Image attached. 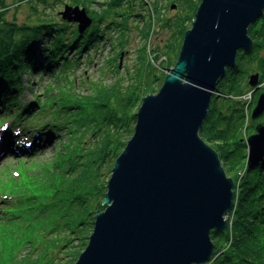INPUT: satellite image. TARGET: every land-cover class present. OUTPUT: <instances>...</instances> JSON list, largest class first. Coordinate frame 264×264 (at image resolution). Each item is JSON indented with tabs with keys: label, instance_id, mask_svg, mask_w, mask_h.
I'll return each mask as SVG.
<instances>
[{
	"label": "trees",
	"instance_id": "trees-1",
	"mask_svg": "<svg viewBox=\"0 0 264 264\" xmlns=\"http://www.w3.org/2000/svg\"><path fill=\"white\" fill-rule=\"evenodd\" d=\"M5 1L0 0V112L5 110L1 120L8 117L11 123L0 137V154L14 153L18 169L6 174L0 185V264H73L92 232L95 213L104 209L111 168L133 133L143 95L139 70L126 83L119 77L112 84L82 80L81 85H87L81 90L70 73L82 52L96 50L100 41L110 40L117 17L133 15V0L125 6L121 0L104 1L98 7L90 4L96 0H31L34 24L8 19ZM199 2L194 0V7L185 8L184 17L177 18L171 42L176 48ZM59 3L85 8L92 23L79 32L72 22L67 32L66 20H42L46 9ZM143 4L138 0L135 6L147 11ZM149 9L150 17L155 12L161 16L157 0ZM124 10L129 15H121ZM118 25L126 28V23ZM248 34L251 49L238 50L235 65L218 79L199 129L234 181L227 226L211 230L214 249L205 264H264V159L249 164L246 143L247 136L264 122V111L254 121L255 129L249 128L250 101L243 98L253 91L251 74H258L259 85L264 82V9L248 26ZM36 67L48 73L57 68L56 79L42 96L22 103L16 91L22 87L23 76ZM261 93L264 84L252 93V100ZM66 134L68 139L61 141L53 159L38 158L51 140Z\"/></svg>",
	"mask_w": 264,
	"mask_h": 264
},
{
	"label": "water",
	"instance_id": "water-1",
	"mask_svg": "<svg viewBox=\"0 0 264 264\" xmlns=\"http://www.w3.org/2000/svg\"><path fill=\"white\" fill-rule=\"evenodd\" d=\"M263 9L264 0H200L174 65L135 112L133 133L110 171L104 209L95 213L92 232L73 264L211 260L210 232L227 226L234 183L199 129L218 79L235 65L238 50L251 49L248 26ZM59 14L79 32L92 23L78 5L65 4ZM249 84L259 88L258 74L249 76ZM263 111L261 93L251 118ZM246 143L249 164L264 159V122Z\"/></svg>",
	"mask_w": 264,
	"mask_h": 264
},
{
	"label": "rangeland",
	"instance_id": "rangeland-1",
	"mask_svg": "<svg viewBox=\"0 0 264 264\" xmlns=\"http://www.w3.org/2000/svg\"><path fill=\"white\" fill-rule=\"evenodd\" d=\"M29 1L31 0H6L5 3L7 7L4 9L7 10V18L18 24L37 23L33 21L36 17L32 14L33 9L29 7ZM96 1L97 2L90 3L91 6L98 7L101 2L104 3V1L109 0ZM127 1L128 0H121L120 2L123 3L122 6H125ZM130 1L128 3H130ZM139 1L140 3H144L143 5H145L147 11H145L144 8H141L142 6L137 8L138 0H133L132 3L134 6L132 8L135 12L129 17L116 18L117 27L110 30L108 35L111 37L110 40H105L103 44L102 41H100L99 48L96 50H88L89 54H87L88 51L81 53L80 61L77 65L73 66V72L70 73L71 79L75 78L77 88L81 90L86 87L87 83L81 85L82 80L98 81L102 79L107 84H112L115 78L119 77L121 81L126 83L127 81H130V75L135 73L134 71L139 70L141 71V94L144 96L158 90L164 74L168 73L171 68L170 65L176 60L180 48V46L176 48V46L171 43L174 38V32L178 21L177 18L184 17L185 8L194 7V0H157L159 7L161 6V10L159 11L161 16L155 12V17H150L151 10L149 9L154 0ZM173 4H175V6L171 7ZM63 6L64 4L60 3L53 4L52 8L46 9L47 15H44L45 18H42L55 20L57 22L61 21L62 17H60L61 15L59 14V11L63 9ZM105 6L106 5H104V7ZM139 11H141L145 17H142L141 15L138 16L137 14L140 13ZM124 14L129 15L125 10L121 15ZM156 14L158 16H156ZM192 16L193 15L191 14L189 17V23H191L190 21L194 18H192ZM66 23L68 25L67 32H69L71 26L75 23H72V21H67ZM118 23H126V28L124 27V29H122L123 27L118 25ZM49 70L51 69L49 68ZM56 70L57 68L53 71L55 72ZM116 70L117 72H115ZM54 72L48 73L44 70L42 71L41 68L36 67L34 71L25 74L23 76L21 89L16 91L19 94L21 102H33L38 95L42 96V92L47 85L56 79ZM263 84L264 82L261 83L260 86ZM260 86L259 88L253 89V91H248L243 95V98L247 103L250 101L249 104L246 103L248 105L247 110H250V118L251 111L260 95L257 94L256 98L252 100V93L260 89ZM86 90H84V92ZM4 111L2 112L4 113ZM3 113L0 112V122ZM257 118L251 120L249 128L251 127L255 129L256 124L254 121ZM6 119L7 120L0 123V135H4L8 126H10L11 120L8 117ZM37 121L40 122L39 120ZM37 125H39V123H37ZM20 127H22V124L16 126L14 129ZM255 131H253L252 134ZM67 139L68 135L66 134L65 136H62L61 139L58 138L56 140H51L47 145V148L43 149V153H41L42 150L39 151L40 155L38 158H40L41 161H50L54 157L55 149L60 147L61 141ZM17 163L18 158L14 153L10 152L3 155V157L0 156V185L3 183L6 174L10 175L16 173L18 169ZM226 219H229L228 215Z\"/></svg>",
	"mask_w": 264,
	"mask_h": 264
},
{
	"label": "bare ground",
	"instance_id": "bare-ground-1",
	"mask_svg": "<svg viewBox=\"0 0 264 264\" xmlns=\"http://www.w3.org/2000/svg\"><path fill=\"white\" fill-rule=\"evenodd\" d=\"M44 18H45V17H44ZM44 18H42V19H44ZM61 19H63V18H61ZM63 20H65V19H63ZM49 21H52V20H49ZM0 137H1V135H0ZM0 145H1V140H0ZM0 156L3 157V155H1V154H0Z\"/></svg>",
	"mask_w": 264,
	"mask_h": 264
}]
</instances>
